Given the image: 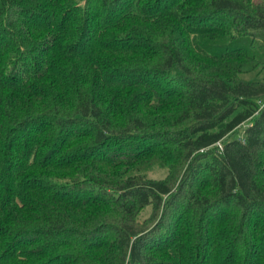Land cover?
<instances>
[{"label": "trees", "instance_id": "1", "mask_svg": "<svg viewBox=\"0 0 264 264\" xmlns=\"http://www.w3.org/2000/svg\"><path fill=\"white\" fill-rule=\"evenodd\" d=\"M248 65L264 0H0V264H264Z\"/></svg>", "mask_w": 264, "mask_h": 264}, {"label": "rangeland", "instance_id": "2", "mask_svg": "<svg viewBox=\"0 0 264 264\" xmlns=\"http://www.w3.org/2000/svg\"><path fill=\"white\" fill-rule=\"evenodd\" d=\"M263 76H264V69L260 65L257 66L256 68H254L252 65H248L246 67V71L242 74V77L244 79L251 80V81L262 80ZM247 126H248V123L243 124L241 127H239V129L235 133L231 134L228 137L229 138H243L244 131ZM146 173L149 177L160 178V177L165 176L166 169H162L160 166L156 165L152 167L151 169H149L148 171H146ZM150 214H151V208L150 207L146 208L141 212L140 219H144L148 217Z\"/></svg>", "mask_w": 264, "mask_h": 264}, {"label": "built area", "instance_id": "3", "mask_svg": "<svg viewBox=\"0 0 264 264\" xmlns=\"http://www.w3.org/2000/svg\"><path fill=\"white\" fill-rule=\"evenodd\" d=\"M220 147H222V145L219 143Z\"/></svg>", "mask_w": 264, "mask_h": 264}]
</instances>
